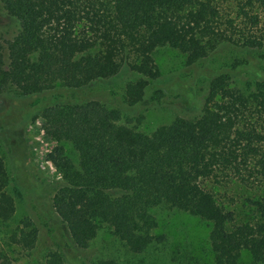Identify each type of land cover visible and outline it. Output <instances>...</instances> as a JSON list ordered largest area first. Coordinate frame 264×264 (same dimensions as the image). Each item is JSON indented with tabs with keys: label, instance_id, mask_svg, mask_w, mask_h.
I'll list each match as a JSON object with an SVG mask.
<instances>
[{
	"label": "trees",
	"instance_id": "16d2710c",
	"mask_svg": "<svg viewBox=\"0 0 264 264\" xmlns=\"http://www.w3.org/2000/svg\"><path fill=\"white\" fill-rule=\"evenodd\" d=\"M1 1L20 29L15 39L0 40V99L11 92L29 98L58 88L77 93L125 71L139 76L128 85L125 104L149 106L162 96L153 60L160 48L179 50L188 67L224 44L264 51V0H243L237 16L249 21L246 30L225 29L215 0ZM212 80L199 115L179 117L151 134L138 130L144 118L125 120L122 110L98 100L44 111L47 135L73 144L77 155L75 162L60 153L55 159L65 187L54 198L76 246L89 248L107 225L132 252L144 253L161 241L154 234L159 228L155 213L168 210L211 223L214 264H239L243 252L254 264H264V225L230 227L233 214L203 187L218 171L239 172L248 163L253 164L250 175L264 178V126L238 128L237 110L243 113L252 101L230 89L224 76ZM186 98H193L190 89ZM8 185L0 157V216L5 219L14 212ZM0 264H11L2 252ZM45 264L65 262L52 252Z\"/></svg>",
	"mask_w": 264,
	"mask_h": 264
},
{
	"label": "rangeland",
	"instance_id": "374dc122",
	"mask_svg": "<svg viewBox=\"0 0 264 264\" xmlns=\"http://www.w3.org/2000/svg\"><path fill=\"white\" fill-rule=\"evenodd\" d=\"M215 1L225 29L232 30V25L242 30L250 28L249 21L237 16L243 0ZM19 29L0 0V40L15 39ZM186 58L170 47L154 52L153 60L160 73L156 85L162 96L149 106L125 104L128 85L139 79L125 71L117 79L77 93L58 88L29 98L11 92L0 99V157L9 179L6 190L14 204L13 215L8 219L0 216V252L11 264H30L34 260L45 264L52 252H59L65 264H214L209 240L211 223L188 213H155L159 228L154 234L161 241H154L146 252L137 254L107 225L101 227L89 248L81 249L54 208L55 196L65 187L55 159L60 153L75 162L77 155L73 144L47 135L43 117L46 109L98 100L110 109L122 110L125 120L144 118L138 130L151 134L179 117L193 119L199 115L198 108L209 96L212 79L224 76L230 89L239 90L252 101L243 113L237 110L238 128L245 131L264 126V51L224 44L194 67L187 66ZM187 89L193 95L189 102ZM240 167L239 172L231 168L218 171L203 182V187L233 214L230 227L264 225V178L249 174L252 163ZM191 254L198 256L199 259L193 256L197 262L191 260ZM239 264L254 261L243 252Z\"/></svg>",
	"mask_w": 264,
	"mask_h": 264
}]
</instances>
